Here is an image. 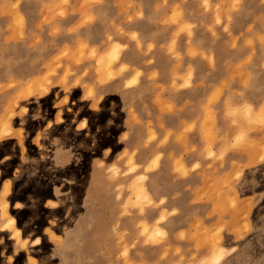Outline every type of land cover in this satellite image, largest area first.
<instances>
[{"label":"rangeland","instance_id":"obj_1","mask_svg":"<svg viewBox=\"0 0 264 264\" xmlns=\"http://www.w3.org/2000/svg\"><path fill=\"white\" fill-rule=\"evenodd\" d=\"M103 2L0 0V264H264V0Z\"/></svg>","mask_w":264,"mask_h":264},{"label":"crops","instance_id":"obj_2","mask_svg":"<svg viewBox=\"0 0 264 264\" xmlns=\"http://www.w3.org/2000/svg\"><path fill=\"white\" fill-rule=\"evenodd\" d=\"M122 8H123L122 4H119V0H104L102 4L96 5L93 8L94 11L98 14L99 20L98 22H95L94 24H92V26L93 25L102 26L104 20L107 21V20H111L112 18L117 20L119 18H122L124 16L120 14V12L122 11ZM77 16H78L77 18H80L81 15L79 14ZM145 36L146 37L144 38V41H148L150 37H148V35H145ZM208 65H209V62L204 60V66L206 69L209 68ZM214 72L215 71H212V73ZM215 80H218V77H215ZM240 83H241V80H238L239 87H240ZM196 92L202 93V90L200 88H194L193 93H192V95L194 96L192 97L193 104L191 106L200 105V100H198V97L194 95ZM195 113L196 111L189 110L188 117L189 116L194 117ZM224 128H222V130H224ZM191 143L196 144L199 147V149L198 151H195V152H192L186 155L187 165L188 167H192L194 162L198 161L200 162V166L197 168H192L190 170V175L185 178L184 180L185 184H188V186H191L192 189L191 191H185L184 195L186 196V199L189 203H194L190 205V207L193 210L196 208H201L200 212L204 213V211L206 212V211H211L212 209H214V198H211V197L208 198L207 196H204L203 194L204 186H206L207 184L204 174H208L212 170V169H206V165L209 162H211V158L204 157L203 148H204V145H206V141L202 140L200 136L198 135L191 136ZM224 159L228 162L227 166L229 167L231 166L230 162L232 161V159L246 160V158L241 153H238L236 151L227 152ZM217 164L218 163H216V165ZM198 188H201V189L198 190Z\"/></svg>","mask_w":264,"mask_h":264},{"label":"bare ground","instance_id":"obj_3","mask_svg":"<svg viewBox=\"0 0 264 264\" xmlns=\"http://www.w3.org/2000/svg\"><path fill=\"white\" fill-rule=\"evenodd\" d=\"M113 51V50H112ZM116 56H117V53L115 54V58H116ZM102 60H104V58H102ZM105 61H106V59H105ZM134 81H136V80H134ZM130 83H131V81L129 82L128 80L125 82V86H130ZM248 109H250V111H252V105H249V106H246ZM245 107V108H246ZM237 109V108H236ZM236 109H234V111H233V113L235 114L236 112L235 111H238V110H236ZM8 120H6L5 121V123H7L6 125H8V122H7ZM7 127V126H6ZM10 126H8V128H9ZM3 129H4V127H3ZM10 129H11V127H10ZM9 129V130H10ZM0 130H1V128H0ZM13 131V130H12ZM1 133V132H0ZM5 133V132H4ZM10 133V131L9 132H7V133H5V134H9ZM12 133V132H11ZM10 133V134H11ZM4 134V135H5ZM1 135H2V133H1ZM6 136V135H5ZM3 138V137H2ZM2 138H0V139H2ZM237 141H235V143L236 142H238V139H236ZM234 143V144H235ZM233 147V146H232ZM262 159V158H261ZM257 161V160H256ZM133 184V186H132V188H136V191H142L144 194V196H148V198H149V192L147 191V189L145 188V186H143L142 184H139L140 186H138V184L136 183V181L134 182V183H132ZM133 190V189H132ZM141 192V193H142ZM151 197V196H150ZM147 198V199H148ZM149 200H151V199H149ZM7 210L8 209H4V213L7 215ZM237 216H239V218L241 217L240 215H237ZM238 218V217H237ZM237 219V220H240V219ZM242 219H243V216L241 217ZM235 219V218H234ZM237 220H233V224H232V226H236V225H234L235 223H234V221L236 222ZM240 222V221H239ZM236 224H238V222H236ZM144 226V230H145V232H148V234L151 232V231H154V230H159V227H158V225L157 224H154V225H150L149 223H147V221H146V223H144L143 224ZM239 227L240 226H238L237 228H238V230H239ZM236 228V227H235ZM203 230H201L202 231V233H204L203 231H204V228H202ZM235 230V229H234ZM13 231H14V233H15V235L17 236V238L18 239H21V236H20V234H19V232L17 231V229H16V225L15 226H13ZM144 232V233H145ZM154 232H158V231H154ZM239 232V231H238ZM147 234V233H146ZM153 234H155V233H151V235H150V237L152 236L153 238H155L156 237V234L153 236ZM218 234V233H217ZM219 235V234H218ZM155 240H157V239H155ZM154 239H153V241H155ZM218 247V246H217ZM210 252V254L209 255H207L208 257V260H209V262H211V264H212V262H219V261H221V259H222V257H224V255L225 254H227L226 253V249H224L223 247H219V248H216V246H215V248H211V250L209 251ZM208 252V253H209ZM228 252V251H227ZM225 253V254H224ZM226 257V256H225ZM205 262V264H206V262H208L207 260L206 261H204ZM195 264V263H194ZM202 264H204V263H202ZM213 264H215V263H213Z\"/></svg>","mask_w":264,"mask_h":264}]
</instances>
